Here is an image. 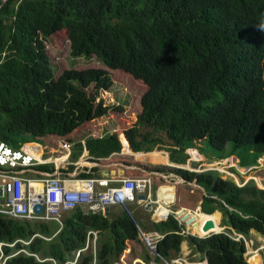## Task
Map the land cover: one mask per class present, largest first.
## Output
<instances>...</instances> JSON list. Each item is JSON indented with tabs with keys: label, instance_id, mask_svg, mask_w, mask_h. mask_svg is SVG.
<instances>
[{
	"label": "trees",
	"instance_id": "1",
	"mask_svg": "<svg viewBox=\"0 0 264 264\" xmlns=\"http://www.w3.org/2000/svg\"><path fill=\"white\" fill-rule=\"evenodd\" d=\"M262 25L264 0H0V139L19 148L29 135L47 138V155L75 144L74 161L89 153L104 166L145 171H129V178L173 173L194 182L206 192L202 212H221L226 229L206 238L186 236L185 227L167 215L166 222L154 226L165 235L158 245L161 257L180 255L187 241L208 264H250L248 246L235 235L248 238L255 231L264 237V189L253 180L240 187L217 171L168 167V158L153 162L150 154L170 152V164L188 166L191 145L209 141L222 151L230 143L243 150L242 167L264 157ZM62 30L69 34L76 59L97 57L107 71L67 70L57 79L46 43ZM113 71L140 86L139 91L125 88L142 114L134 128L122 121L118 132L106 127L92 136V123L111 111L96 96L116 87ZM92 87L96 96L88 92ZM249 155L252 160L245 159ZM97 171L82 178H96ZM223 172L238 180L229 169ZM255 179L264 188V181ZM58 226L0 216L3 263L52 264L35 255L66 264L85 250L92 232L98 233L96 254L81 253L77 264H132L142 253L130 250L139 244V232L126 213L106 218L78 209L67 214L64 228ZM37 235L52 241L32 242ZM259 254L249 252V261L262 264Z\"/></svg>",
	"mask_w": 264,
	"mask_h": 264
},
{
	"label": "built area",
	"instance_id": "2",
	"mask_svg": "<svg viewBox=\"0 0 264 264\" xmlns=\"http://www.w3.org/2000/svg\"><path fill=\"white\" fill-rule=\"evenodd\" d=\"M34 149H18L0 139V216L63 225L67 214L78 209L88 214H101L106 209L120 207L131 213L130 206L138 203L139 196L152 188L150 179H130L121 175L82 178L99 166L89 153L77 163L71 162L74 144L69 145L66 152L57 150L52 156H47L46 152L42 155L33 153ZM72 167L74 171H64ZM37 207L43 209L42 214L36 212ZM139 231L146 248L163 260L158 252V243L163 238L157 239ZM92 236L95 237L94 245L97 237L94 233ZM80 254L77 253L76 261ZM43 262L56 264L54 260ZM0 264H4L2 260Z\"/></svg>",
	"mask_w": 264,
	"mask_h": 264
},
{
	"label": "rangeland",
	"instance_id": "3",
	"mask_svg": "<svg viewBox=\"0 0 264 264\" xmlns=\"http://www.w3.org/2000/svg\"><path fill=\"white\" fill-rule=\"evenodd\" d=\"M46 49L49 52L51 62L55 68L54 71H55V76L57 79H59L67 70H70V71L72 70H75V71L105 70L107 71L106 67H104V64H102L97 57L76 59L72 55V43L70 41L69 34H67L66 30L59 31L56 34L52 35L51 38L46 43ZM114 75L115 76L117 75L115 71L112 72L113 79H114ZM114 81L117 82V85L108 93H106L107 91H102L100 95L96 96V90L94 89V87H92L88 91L92 96L97 97V102L102 101L104 102L106 107H109L111 109L108 116L96 121L99 123L97 124H95L94 122L92 123V136L94 135L95 131L100 130V129L104 131L106 127L108 128H106L105 131L118 132L119 131L118 128L122 121H125L129 128L130 127L134 128L138 123L139 116L142 114V109L135 104L134 97L132 96L130 90L125 88V86H130L131 91H134V90L139 91L140 86L132 82V80H130L126 76H116ZM121 107L124 108L123 112H119V108ZM148 131L149 130H145V132H148ZM104 133H103V136H104ZM165 140L167 141L166 138ZM29 142H32V144H29ZM48 144H51V141H49L47 138L37 139L29 135L21 143V146L19 145V149H24V148L26 149V148H30L29 146H34L33 148L35 149L33 153L40 154V151H41L40 147L43 145L45 148ZM168 147L171 148L170 145H168ZM192 150H194V152H192ZM167 151H170V150L168 149ZM154 153H157L158 156H152L153 153L150 154L151 160L153 162H157L156 158L160 156H163L169 159V157L165 155L163 152L156 151ZM187 153L190 156H192L190 160L194 159V161L192 160V163L189 165V162H190L189 160L188 166H186L188 168H184V169H188L189 171L191 170V172L204 173V172H209V171H217L220 173V175L224 179L226 180L232 179L237 184V181L235 180V178H233L229 173L223 172L224 169H229V172L237 174L239 183L247 182L249 180H254L257 186L261 188L258 185L255 178L258 177L262 179V182L264 181V157L261 158L255 166H249L247 168H243V170H247L250 168L248 174L244 175L242 173L243 170L240 169L241 167L240 165H241L243 156L245 154L243 150L238 149L236 146H234V143L228 144L226 148L222 151V150L212 147L209 141H199V142L192 144L191 148L187 151ZM127 155L130 156V154L128 153ZM168 155L170 156V152L168 153ZM47 156H52V155H47ZM132 156H134V154ZM245 159L252 160L253 157L252 155H249V156H245ZM146 160L148 159L141 160L140 162L144 163L146 162ZM72 161L74 162V160ZM170 165L171 164L169 161V164L167 166L170 167ZM119 166L127 171L129 170L135 171L134 169H129L122 165H119ZM213 169H216V170H213ZM136 172H141V174L142 173L145 174L144 172L140 170ZM172 175L173 173L164 174V176L167 178V181L163 178H157V177L154 178L155 196L157 194L156 192L161 187L170 186L169 183L170 184L173 183L175 185L177 184L176 186H177L178 198L176 202L174 203V205L170 206V209H171L170 211H172V213H175L176 211H178L180 208H183V207L193 212L196 210L197 211L200 210L199 207L200 206L202 207V204H203L202 200L206 195L205 189L197 186V184L194 182H188L186 179L176 174L174 175L178 176L179 178L170 179ZM250 176L252 177L250 178ZM253 177L255 178L253 179ZM181 185L187 187V189L182 188ZM150 195H151V192H150ZM144 196H146L147 199L143 200L141 202V205H146L151 200L149 195H144ZM156 200L157 198L155 197L154 201ZM139 205L140 204L133 206L131 208V211L134 214L133 215V221L135 222L134 224L139 225L143 229V231L147 232L148 230L150 231L153 230L154 226L151 225L152 221L157 222V223L164 222L160 219L158 220L154 218L156 214L155 212L149 213L145 210V208L140 207ZM125 212L126 211L124 209L117 208V210L113 209L112 215L114 218H117L118 216H120L121 214H124ZM164 215L165 214H163L162 217ZM203 215L207 221L212 222V224L215 225L214 227L215 229H219V230L222 229L220 226L221 214L219 212L213 215H207L203 213ZM139 216L142 217L141 220L139 219ZM192 216L194 215L192 214ZM146 221H148V224L144 226ZM48 225L52 229H54L55 227L57 228L59 227L58 226L59 224L57 223H48ZM61 228H64V227L61 226ZM225 228L223 230H225ZM185 229H186L187 235L189 234L193 235L192 233H190L186 225H185ZM201 229L203 230L200 231L199 233H202V234L205 233V230L207 229L206 224L205 226H202ZM195 235L203 236L198 233ZM245 239L247 240L246 246H248V252L246 254V258L248 262L252 264L248 258L249 252H252L257 255H260L259 253H261V256L258 258V262L259 263L262 262V264H264V237H262V235L256 233L255 231H252L250 233V236ZM46 241H52V239L47 238ZM187 245H189L187 241H185L181 245V254L183 253V255L180 257L181 259L179 258L180 260L176 259L175 261H178V263L188 261L191 263H201V264L207 261L204 255L196 253L195 251H193V249L190 246L188 247L192 249V252H190L189 254L187 253L185 254L187 250H185L184 247L185 246L187 247ZM95 247L97 248V244L95 245ZM135 249L141 250L142 253L143 251L147 252V250L144 248L140 240H139V244L135 243L134 245H131L130 250H132L133 252ZM91 250L93 253L96 252V250H94L92 246H91ZM142 253L140 254V256L143 255ZM3 256H4L3 249L0 248V258H2ZM1 260L2 259H0V261Z\"/></svg>",
	"mask_w": 264,
	"mask_h": 264
},
{
	"label": "crops",
	"instance_id": "4",
	"mask_svg": "<svg viewBox=\"0 0 264 264\" xmlns=\"http://www.w3.org/2000/svg\"><path fill=\"white\" fill-rule=\"evenodd\" d=\"M134 157H136V156H134ZM73 160V159H72ZM71 160V162H73ZM97 161V160H96ZM75 162H77V161H74V163ZM98 162V161H97ZM100 162L101 161H99L98 163H97V165L99 166L98 168H96V170L98 169L99 171H97L96 173H97V176L98 177H102V176H106V175H112L113 177H117L118 175H124V174H128V172L129 171H131V170H129V171H127V170H124L123 168H121L119 165H122V166H125V165H123V164H111V165H109V166H104V165H102V164H100ZM141 163H143V162H141ZM126 167V166H125ZM128 168V167H127ZM131 169H134V170H136L135 168H131ZM111 176V177H112ZM176 197L178 198V196L176 195ZM154 199H155V197H154V193H153V196H152V200H153V202H156V201H154ZM169 203V202H168ZM159 204H160V206H159V208L157 209V205L158 204H156L155 205V208L154 209H157V211H156V214H155V216H154V218L155 219H160V220H162L163 221V219H164V217L165 216H167V215H170V214H175V213H172V211H170L171 209L170 208H167V207H164V206H162L163 205V202H159ZM137 207V206H136ZM135 208V207H134ZM116 210H117V208H116ZM183 210H185V212L186 213H193V215L194 216H197V217H199V218H201V219H205V217L203 216V213H201L200 212V210H196V211H190L189 209H186V208H180L179 209V212H184ZM112 212H113V210H112ZM111 212V213H112ZM184 212V213H185ZM111 213H110V215H111ZM195 213V214H194ZM163 214H165L163 217H162V215ZM122 215V214H121ZM120 215V216H121ZM119 217V216H118ZM184 218V221L185 222H188L189 220L190 221H192L193 219L192 218H189V219H187V218H185V216H184V214L181 216V218ZM141 216H139V219L141 220ZM157 221V220H156ZM205 221H206V219H205ZM162 222H160V223H157V222H154V221H152V226H155V225H160ZM195 223V222H194ZM193 223V224H194ZM148 224V221H146V223H145V225L144 226H146ZM193 224H190L187 228H188V230L190 231V233H192V234H197V232L194 230V228L192 227V225ZM210 224V223H209ZM211 225V224H210ZM212 231L211 232H213V231H218L219 229H211ZM221 231V230H220ZM146 232V231H145ZM198 234H201V235H203V236H206V235H208V234H210V232L206 229L205 230V233H198ZM145 235H147V236H155V237H157V239H160V237L161 238H164L165 237V235H163V234H160V233H158V232H156V230H155V228H153V230H148L146 233H145ZM97 240H98V238H97ZM189 245H187V247L185 246L184 247V249L185 250H187L186 252H185V254L187 253V254H189L190 252H192V249H190V247H188ZM146 249V248H145ZM147 250V252H144L143 251V255L142 256H140V257H137L134 261H133V263L132 264H170V262H171V264H201V263H191V262H188V261H186V262H181V263H178V261H176V262H174L176 259H178V260H180L181 258V256L183 255V253L181 254V252H180V255H178V256H175V255H172V257L170 258L171 260L170 261H166V259H163V260H160V259H158V258H156L148 249H146ZM194 257V256H193ZM180 258V259H179ZM158 260H160V261H158ZM116 264H118V263H116Z\"/></svg>",
	"mask_w": 264,
	"mask_h": 264
},
{
	"label": "clouds",
	"instance_id": "5",
	"mask_svg": "<svg viewBox=\"0 0 264 264\" xmlns=\"http://www.w3.org/2000/svg\"><path fill=\"white\" fill-rule=\"evenodd\" d=\"M6 0H3V2H5ZM262 27H264V25H262ZM2 140V139H1ZM4 141V140H3ZM29 144H32V142H29ZM75 145V144H74ZM42 147V149H43V154H44V152H45V148H44V146L42 145L41 146ZM75 147H76V145H75ZM16 148V147H15ZM19 149V148H18ZM30 150H33L34 148H29ZM165 155H167L168 157H169V161H171V159H170V156L168 155V153H166V152H163ZM73 154V153H72ZM90 155V154H89ZM137 155H149V154H134V156H137ZM83 157V156H82ZM90 157H91V155H90ZM92 158V157H91ZM114 158V157H113ZM112 158V159H113ZM73 159V157H72V155H71V160ZM81 159V158H80ZM79 159V160H80ZM112 159H110V160H112ZM78 160V161H79ZM93 160H94V163H98L94 158H93ZM110 160L109 161H107V162H110ZM77 161V162H78ZM77 162H75V163H77ZM172 163V162H171ZM171 167H175V166H178V167H181L182 169H184V168H188V167H186V166H183V165H177V164H171L170 165ZM241 166V165H240ZM242 167V166H241ZM177 168V167H176ZM180 168V169H181ZM242 168H247V167H242ZM129 169H131V168H129ZM136 170L135 171H142V172H145L143 169H140V168H135ZM186 170H188V169H186ZM213 170H216V169H213ZM94 171H96V169H94ZM131 171H133V170H131ZM191 171V170H190ZM92 172H93V170H92ZM148 175H149V177L148 178H146V179H150V180H152V183L154 182V178L155 177H157V178H163V179H165L166 181H167V178L164 176V174H151V173H147ZM96 175H97V173H96ZM106 176H112V175H106ZM123 177L125 176V177H127V178H129L128 177V174L126 173V174H124V175H122ZM98 177V176H97ZM113 177V176H112ZM114 178V177H113ZM174 178H179L178 176H176V175H172V177L170 178V179H174ZM255 178V177H254ZM253 178V179H254ZM130 179H133V178H130ZM138 179H145V178H138ZM236 180V179H235ZM162 181V180H161ZM237 181V185H239L240 187H242V186H245L249 181H251V180H249V181H247V182H242V183H239L238 182V180H236ZM254 181V180H253ZM169 185L170 186H173V185H175V184H170L169 183ZM177 185V184H176ZM163 187H161L156 193V196H155V194H154V197H156L157 198V200H156V202H153V200H152V188L150 189V190H148L147 192H146V194L145 195H149L150 196V198H151V200H150V202H148L146 205H141V202L143 201V200H141V198H143V197H146V196H144V195H142V196H139V199H138V203H136V204H133V205H131L130 206V212H131V214H129V213H126V214H128L129 216H130V218L133 220V212L131 211V208L133 207V206H135V205H138V204H140L139 206L140 207H143V208H145V210L147 211V212H149V213H151V212H155L156 213V211H157V209L159 208V206H160V204H159V202H160V199H159V195H160V191H161V189H162ZM260 189H264V188H260ZM150 192H151V195H150ZM177 196H178V194H177ZM156 204H158L157 206V209H154L155 208V205ZM153 207V208H152ZM116 208H119V209H122V208H120V207H115V208H112V209H110L111 210V212H112V210L113 209H116ZM201 208V209H200ZM199 209H200V212L201 213H203L202 212V207L200 206L199 207ZM107 210V209H106ZM219 211H217V213H218ZM216 213V212H215ZM220 214H221V221H222V218H223V215H222V213L221 212H219ZM88 214V213H87ZM92 214V213H91ZM101 214H103L104 216L106 215V211L104 212V213H101ZM95 215H99V214H95ZM111 215H112V213H111ZM110 215V216H111ZM172 215V214H171ZM171 215H169V216H171ZM213 215V214H212ZM169 216H167L163 221L164 222H166V220H167V218L169 217ZM134 222V221H133ZM164 222H162V223H164ZM179 222V221H178ZM30 223H37V222H30ZM135 223V222H134ZM48 225V224H47ZM60 225V224H59ZM136 225V224H135ZM61 226H63L64 227V223H63V225H61ZM182 226H184L185 227V223L182 225ZM220 226H221V223H220ZM136 227H137V229H138V232H139V240L142 242V244H143V246H144V248H146V246L144 245V243H143V241H142V239H141V235H140V231H139V229L145 234L146 232L145 231H143V229L139 226V225H136ZM221 228H225V227H221ZM226 229V228H225ZM225 230H223V232H224ZM92 233H94V232H92ZM92 233H91V236H90V233H89V237H88V242H89V244H90V246L89 247H87V245H86V248H85V250H83V251H81V253H85V252H87L88 250H91V246L94 248V250H96L97 248L95 247V245L97 244V238H98V233H94V234H96V243L93 245V241L95 240V237H93L92 236ZM222 233V232H221ZM182 234L183 235H186L187 236V234H186V229H184L183 230V232H182ZM219 234V233H218ZM190 235V234H189ZM195 235V234H194ZM213 235V234H212ZM40 236V237H39ZM196 236H198V235H196ZM36 238H40V239H44V240H47V238H45V237H43V236H41V235H37V236H35ZM33 238V240H32V242L36 239V238ZM199 237V236H198ZM236 238V240H238V241H240V240H243L245 243H246V245H247V240L245 239L246 237H244V236H242V235H236L235 236ZM206 238V237H205ZM165 239V237L163 238V240ZM163 240L161 241V242H163ZM88 242H87V244H88ZM161 242H159L158 243V245L161 243ZM22 243L24 244H26L27 246H29L31 243H26V242H23L22 241ZM184 243V242H183ZM182 243V244H183ZM24 244V245H25ZM0 245H2V247H3V244H0ZM2 247H0L1 249H2ZM12 247H14V246H12ZM147 249V248H146ZM95 252V251H94ZM21 253H24V254H26V255H29L28 254V252H26V251H22ZM21 253H19L18 255H20ZM79 253V252H78ZM94 254H96V252L94 253ZM81 255V254H80ZM30 256V255H29ZM33 256H35V255H32V257ZM37 257V256H36ZM73 257H74V260L73 261H71L70 260V262H67L66 264H68V263H73V262H75L76 261V259H77V254L75 255V254H73ZM35 258V257H34ZM38 258V257H37ZM36 258V259H37ZM80 258V257H79ZM79 258H78V260H79ZM163 258V257H162ZM0 259H2V261L4 262L5 260H4V256L2 257V258H0ZM39 259V258H38ZM37 259V260H38ZM163 259H165V258H163ZM40 260V259H39ZM48 260H53V259H48ZM78 260L76 261V263L75 264H77V262H78ZM167 260V259H166ZM43 261H45V260H40L39 262H43ZM55 261V260H54ZM168 261H170V260H168ZM176 262V261H175ZM179 262H181V261H179ZM44 263V262H43ZM51 263V262H50ZM53 264V263H52ZM94 264H96V262H94ZM202 264H207V261L206 262H204V263H202Z\"/></svg>",
	"mask_w": 264,
	"mask_h": 264
},
{
	"label": "bare ground",
	"instance_id": "6",
	"mask_svg": "<svg viewBox=\"0 0 264 264\" xmlns=\"http://www.w3.org/2000/svg\"><path fill=\"white\" fill-rule=\"evenodd\" d=\"M152 156H158L157 153H153ZM153 193H154V182L152 183V196H153ZM177 189L175 186H164L161 191H160V201L163 202V205L166 204V206H168L167 208H169V206L171 205H174V203L176 202L177 200ZM169 202V203H168ZM162 205V206H163ZM165 207V206H164ZM185 212V210H183ZM182 213V212H179L176 211L175 214L178 216V218H180V220L184 221V218L181 216L184 214L185 218L189 219V218H192L193 220L192 221H188V222H185V224L189 223L190 224H194L192 225V227L194 228V230L199 233L200 231H202L203 229H201L202 226H205L206 224V227L209 225L205 219L203 221V219L201 220V218L197 217V216H192L193 213ZM205 222V223H204ZM188 225V226H189Z\"/></svg>",
	"mask_w": 264,
	"mask_h": 264
},
{
	"label": "water",
	"instance_id": "7",
	"mask_svg": "<svg viewBox=\"0 0 264 264\" xmlns=\"http://www.w3.org/2000/svg\"><path fill=\"white\" fill-rule=\"evenodd\" d=\"M175 167H177V168H181V167H178V166H175ZM182 169V168H181ZM173 186H175L176 187V189H177V186L176 185H173ZM147 198L146 197H143V198H141V200H146ZM159 199H160V195H159ZM163 206H165V207H168V206H166V204H164ZM153 208V207H152ZM169 208H170V206H169ZM201 209V208H200ZM36 212L38 213V214H42L43 213V209L42 208H39V207H37L36 208ZM110 213H111V210L110 209H107L106 210V215H105V217L106 218H109L110 217ZM217 213V212H216ZM215 214V213H214ZM173 215V214H172ZM173 216H175V218L179 221V224L180 225H183L185 222L184 221H182V220H180V218H178V216L175 214V215H173ZM190 223V222H189ZM189 223H187V224H185L187 227H188V225H189ZM215 227V225H213V224H211V225H208L206 228H207V230L209 231V230H211L212 228H214ZM221 232H223V228L221 229V231H219V232H213V233H210V234H208V235H206V236H199L200 238H205V237H209V236H211L212 234H218V233H221ZM193 236H196V235H194L193 234ZM207 264H208V261H207Z\"/></svg>",
	"mask_w": 264,
	"mask_h": 264
}]
</instances>
